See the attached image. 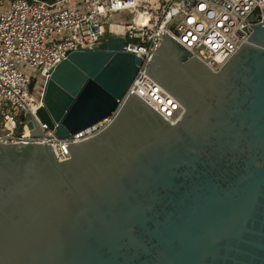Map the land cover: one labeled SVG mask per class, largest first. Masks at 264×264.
I'll use <instances>...</instances> for the list:
<instances>
[{"label":"water","instance_id":"obj_1","mask_svg":"<svg viewBox=\"0 0 264 264\" xmlns=\"http://www.w3.org/2000/svg\"><path fill=\"white\" fill-rule=\"evenodd\" d=\"M261 10L217 69L160 33L144 70L182 105L175 121L130 92L66 159L0 141V264H264ZM141 62L117 36L68 51L31 133L40 120L66 137L110 114Z\"/></svg>","mask_w":264,"mask_h":264},{"label":"built area","instance_id":"obj_2","mask_svg":"<svg viewBox=\"0 0 264 264\" xmlns=\"http://www.w3.org/2000/svg\"><path fill=\"white\" fill-rule=\"evenodd\" d=\"M263 5L264 0H10L0 11V100L19 109L22 127L19 129L15 113L3 112L0 141H45L59 160L66 159L65 144L105 128L130 92L175 121L182 105L144 70L160 33L166 31L217 69L247 40L251 24L263 21ZM114 13L125 20L112 19ZM106 36L121 37L123 48L142 60L115 108L66 137L56 136L39 119L42 133L32 134L26 121L29 113L36 117L42 104V89L34 88L37 75L43 84L68 51L93 47ZM19 63L38 67V71L30 75L17 67Z\"/></svg>","mask_w":264,"mask_h":264},{"label":"rangeland","instance_id":"obj_3","mask_svg":"<svg viewBox=\"0 0 264 264\" xmlns=\"http://www.w3.org/2000/svg\"><path fill=\"white\" fill-rule=\"evenodd\" d=\"M71 1L73 2L74 0H71ZM9 3H10V0H0V11H2L6 7H8ZM67 3H69V2H66L65 4H67ZM112 19L123 21V20H125V17L124 18L119 17L118 14L114 13L112 16ZM56 36H58V35H56ZM107 37L108 36H106L105 38H107ZM17 67L27 69V72L30 75H33V74L37 73V71H38V67L30 68L28 65H22L21 63L17 64ZM42 80H43V78L40 75H37V79H36L35 84H34L35 89L39 88V91L42 89V86H40L42 84ZM6 111L15 113L17 115V117H19V118L21 116L18 108L11 105L7 100L1 99L0 100V119H1L2 113L6 112Z\"/></svg>","mask_w":264,"mask_h":264},{"label":"trees","instance_id":"obj_4","mask_svg":"<svg viewBox=\"0 0 264 264\" xmlns=\"http://www.w3.org/2000/svg\"><path fill=\"white\" fill-rule=\"evenodd\" d=\"M17 120H18V126H19V129L22 127V120H21V116L20 118L17 117Z\"/></svg>","mask_w":264,"mask_h":264}]
</instances>
